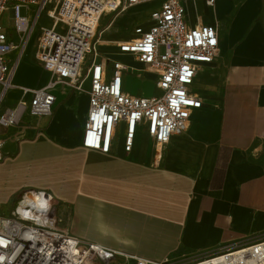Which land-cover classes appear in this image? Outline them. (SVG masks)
Segmentation results:
<instances>
[{
    "label": "crops",
    "instance_id": "obj_1",
    "mask_svg": "<svg viewBox=\"0 0 264 264\" xmlns=\"http://www.w3.org/2000/svg\"><path fill=\"white\" fill-rule=\"evenodd\" d=\"M155 1L127 40L137 26L151 24V13L161 5ZM182 1L188 23L217 24L220 41L214 61L199 65L192 85L201 83L200 90L190 86L203 105L193 110L189 129L172 136L159 158L145 126L138 128L131 150L125 149V123L118 124L109 152L86 148L90 83L85 80L81 90L60 85L52 115H26L19 126L4 130L0 209L10 215L23 191L46 190L55 199L58 225L69 234L154 262L209 256L228 244L264 238V0H215L211 6L206 0ZM5 13L13 16L11 9ZM103 17L101 58L107 57L103 34L114 23L102 26ZM38 34L36 29L21 54L8 55L11 64L18 61L14 77L18 68L23 77L30 71L36 75L23 86L13 77L11 90L18 88L19 95L8 98L10 90L6 105L29 99L25 89L40 88L49 79L42 65L30 63V43ZM116 52L123 53L118 47L114 58ZM130 56L136 69L107 57L109 76L113 61L128 66L123 89L145 96L127 91L129 79L151 77L158 88L157 76ZM126 263L119 256L111 264Z\"/></svg>",
    "mask_w": 264,
    "mask_h": 264
},
{
    "label": "built area",
    "instance_id": "obj_2",
    "mask_svg": "<svg viewBox=\"0 0 264 264\" xmlns=\"http://www.w3.org/2000/svg\"><path fill=\"white\" fill-rule=\"evenodd\" d=\"M151 1L154 0H0V30L3 14L11 9L15 31L21 39L26 34L22 50L44 11L51 21L40 27L35 52L36 59L49 72V79L40 88L25 89L31 97H22L11 105L3 102L14 87L18 61L11 64L8 55L18 45L0 31V162L4 158L6 128L19 126L26 115H52L57 100L55 89L66 85L81 90L85 80L90 83L82 136L86 148L109 152L118 124L125 123V149L131 150L138 128L145 126L159 158L172 136L189 129L193 110L203 105L190 86L199 65L211 63L219 55L217 24L191 26L182 0H161L160 7L150 15L151 24L137 26L132 38L118 43L121 52L132 54L156 74L161 90L156 96L127 93L122 75L128 66L113 61L109 76L111 60L101 58L98 26L102 16ZM214 2L206 0L208 6ZM22 5L37 9L32 22L19 14ZM119 256L127 260L126 264H264V238L228 244L209 256L154 262L72 236L58 225L55 199L46 190L23 191L10 215L0 214V264H111Z\"/></svg>",
    "mask_w": 264,
    "mask_h": 264
},
{
    "label": "rangeland",
    "instance_id": "obj_3",
    "mask_svg": "<svg viewBox=\"0 0 264 264\" xmlns=\"http://www.w3.org/2000/svg\"><path fill=\"white\" fill-rule=\"evenodd\" d=\"M159 3V1L155 2H146L143 5H139L138 7H135L131 10H127L125 12L118 14L113 13H106L104 14L103 21L101 22V25L107 24L110 20L114 21L111 28H109L104 34L102 38V45L101 49L107 51L105 56L109 57L110 59H118L120 61H123L127 63L129 66L135 68L134 62L131 60L130 54L126 53H118L116 52L117 57L114 58V54H112L114 51H117L118 46L117 43L119 41L127 40L131 36V31L136 23L139 22L138 18L145 13L149 12L154 6H156ZM37 9L34 6L27 7L26 5H22L19 8V14L21 16H27L30 18V20L33 21V19L36 16ZM51 21H49V18L47 17L46 11L43 12V14L40 17L37 31L39 32L40 27L43 25H49ZM1 27L2 29L0 31L7 33L9 36H11L14 40V43L18 45V48H16L15 53L16 55H19L22 53V47L23 43H25L26 34L22 35L24 38H20L16 35L15 31V18L11 15H7L6 13L3 15L1 20ZM18 34V33H17ZM31 47V59L30 63L32 65H41L40 62L35 57V50L37 48V41H32L30 43ZM109 51V52H108ZM136 69V68H135ZM23 69L18 68L17 72L14 77V84L17 86H23L24 84L28 83L29 80L31 81L34 79L36 73L34 71L26 72L25 76L23 77ZM22 75V77H20ZM192 88L199 91L201 88V83H194L192 85ZM127 91L129 92H136L141 91L145 96H151L155 94H160L159 89L155 86L153 79L151 77L144 78L142 75H134L129 79V82L126 86ZM19 95L18 88H14L10 91L8 98L13 99L16 96ZM3 105H6V102L3 103ZM78 113V112H77ZM0 214L2 215H9L8 212L3 207L0 209Z\"/></svg>",
    "mask_w": 264,
    "mask_h": 264
}]
</instances>
